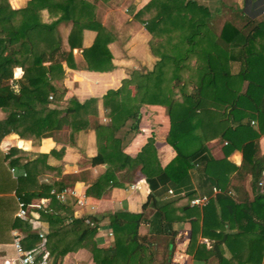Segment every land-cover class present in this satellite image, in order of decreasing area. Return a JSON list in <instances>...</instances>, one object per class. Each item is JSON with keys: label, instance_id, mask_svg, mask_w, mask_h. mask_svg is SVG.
Segmentation results:
<instances>
[{"label": "trees", "instance_id": "1", "mask_svg": "<svg viewBox=\"0 0 264 264\" xmlns=\"http://www.w3.org/2000/svg\"><path fill=\"white\" fill-rule=\"evenodd\" d=\"M263 10L264 0H244L242 8L212 16L206 5L195 0H150L135 17L151 33L149 45L158 60L152 70H134L122 80L120 87L103 94V109L110 119L104 123L97 120L95 97L80 102L71 96L61 105L67 93L62 82V62L45 64L62 44L59 34L54 40L50 38L53 31H57L61 22H71L67 38L70 50H64L63 58L67 65L76 67L72 49L78 47L88 70L113 69L108 45L114 41V35L96 19V5L87 0H29L26 6L13 8L9 0H0V21L8 23V29L0 33V80H3L0 110L6 113L5 123L13 134L34 144L42 137L62 131L67 135L65 142L73 144L79 133L93 128L97 153L89 163L108 167L89 185L87 194L99 197L120 185L129 172L138 170L156 199L158 215L168 223L172 222L170 205L185 190L184 210L189 216L194 215L190 219L187 246V253L193 259L205 261L215 257L217 264H261L264 153L258 140L264 132V17H257ZM84 30L96 32L89 47H82ZM38 33H45L48 45L35 52L32 37ZM17 70L21 75L13 80ZM245 81L248 85L242 93ZM153 104L163 105L169 118L165 142L175 154L165 165L157 157L153 138L131 154L124 151L118 134L129 119L136 130L142 106ZM245 117L257 119L258 127L255 129L249 120L242 121ZM217 136L227 140L225 155L235 150L240 152L239 166H233L227 159L216 160L209 154L206 142ZM63 153L61 147L28 159L21 149L10 147L6 157L12 158L8 166L15 168V176L18 169H23L26 176L20 172L11 178L8 169L7 176L23 201L35 197L57 201L50 190L67 189L78 179L74 174H62V165L49 162ZM196 164L203 165L201 173L206 181L218 188L200 209L189 204V199L197 195L191 189L189 174ZM235 168L234 177L244 178L248 174L251 178L250 193L237 198L227 187L228 173ZM116 171H124L125 175H117ZM47 173L61 178L37 184V176ZM169 188L174 194L163 198ZM58 212L48 209L41 214L50 225L49 238L60 244L65 234H69L68 228L78 225L79 220L73 219L65 225V217ZM107 218L113 232V247L101 249L93 245L94 264H154L149 249L137 240L143 213L117 211ZM95 230L81 238L78 235L72 238L71 247L68 242L57 254L74 250L73 244L78 246L82 240L90 239ZM243 249L248 250L246 259H235Z\"/></svg>", "mask_w": 264, "mask_h": 264}, {"label": "crops", "instance_id": "2", "mask_svg": "<svg viewBox=\"0 0 264 264\" xmlns=\"http://www.w3.org/2000/svg\"><path fill=\"white\" fill-rule=\"evenodd\" d=\"M29 0H9L13 8L26 6ZM96 5V19L114 35V41L109 43L108 48L112 54V63L114 65L109 71L88 70L87 64L78 47L72 49V60L76 65L71 68L67 65L64 50H70L68 44V34L71 30V22H61L57 26V31H53V40L61 38L59 51L51 56L45 64L55 61H61L64 69L62 78L63 85L67 88V93L61 105H64L71 96L76 97L80 102L95 97L97 98V120L108 123L109 117L106 116L103 109L102 96L108 89H116L121 86L122 80L128 78L134 70L146 72L152 70L158 58L152 53L149 41L151 33L146 29L145 23L138 20L135 14L150 0H87ZM206 5L212 16L221 11L232 13L231 8L243 7L244 0H211V4H206L207 0H195ZM264 11V10H263ZM259 17H264L260 13ZM240 22L239 20H236ZM239 24V23H238ZM8 29L6 20L0 21V33ZM33 38L35 52L42 51L48 44L45 33ZM96 36L93 30H84L82 47H89ZM59 46V45H57ZM55 46V47H57ZM49 53V51L47 52ZM19 75L14 74L16 80L20 77L21 71L17 70ZM3 80H0V85ZM248 81L242 85L241 92L245 93ZM17 89V85L15 84ZM244 91V92H243ZM141 115L136 130L132 129L133 121L127 120L126 124L119 129V136L124 145V151L135 154L153 138L155 141L156 154L162 165L170 161L175 152L165 142V136L169 130V118L165 107L160 104L143 105ZM6 113L0 110V264L5 258H15L17 256L13 246L14 234L18 235L22 247L27 251H39L48 256L50 264H94L91 247L95 245L101 249L113 247V232L108 223V214L117 211L131 213H143V219L140 221L137 230V240L144 244L152 254L154 264H217V259L211 257L208 260H195L187 253V246L190 240L191 223L188 211L184 210L187 199L185 190L181 198L175 199L170 205V215L172 222L168 223L160 218L157 212L156 199H153L151 190L144 176L137 171L129 172V175L123 177L120 185L106 190L101 196L96 197L87 194L89 185L94 182L101 174L107 164L91 165L89 159L97 153L96 133L93 128L78 134L75 142L70 144L65 142L66 132H56L52 136L42 137L36 144L31 140L19 138L11 132L10 127L5 123ZM256 129L258 120L245 117L242 121H248ZM16 139V144L13 143ZM227 140L221 136L214 137L206 142L209 154L216 160L227 159L233 163V166L241 164V154L239 151H232L225 155L224 146ZM259 149L264 153V132L259 136ZM16 146L21 149L28 159H33L38 153H48L52 149L59 150L64 147V153L59 158L52 157L49 162L53 165H62V174L76 175L78 179L67 189H73L75 195H68L66 200L54 201L51 197H35L29 202H40L41 207H29L25 216H18L19 201H23L12 188V180L7 176V169L12 177L20 175L23 169L16 170V176L11 172L8 166L9 160L6 157L10 147ZM202 164L194 165L190 171L191 188L195 194H207L210 197L213 187L206 176L201 173ZM236 168L229 173V182L227 187L229 193L236 198L244 193H250V176L244 178L234 177ZM117 175H125L124 171H116ZM264 176V174H263ZM61 176L39 174L37 184L52 183L59 180ZM235 186L240 189H236ZM56 187L52 188L55 191ZM172 189V188H169ZM247 190V191H245ZM168 191V190H167ZM173 194L168 192L163 198H168ZM210 199V198H209ZM155 200V201H154ZM81 201L82 203H79ZM64 207H63V206ZM199 209L202 206H198ZM48 209L58 210L60 216L65 217V225L71 224L73 219H78L79 223L75 227L68 228L69 234H65L63 241L59 244L57 240L49 238L50 225L42 216L41 211ZM91 223H94L91 225ZM95 228V233L89 238L82 240L78 246L73 244L75 249L60 252L67 243L71 247V241L78 235L80 238L91 232ZM111 233V234H110ZM42 234V235H41ZM73 238V239H72ZM248 256V250L243 249L234 256L235 259L245 260ZM261 264H264V259Z\"/></svg>", "mask_w": 264, "mask_h": 264}, {"label": "built area", "instance_id": "3", "mask_svg": "<svg viewBox=\"0 0 264 264\" xmlns=\"http://www.w3.org/2000/svg\"><path fill=\"white\" fill-rule=\"evenodd\" d=\"M51 98L52 96H49V99ZM10 170L11 172H13V174L15 173L14 167H11ZM21 175L26 176V173L22 171ZM167 192L169 194H174V191L172 189H168ZM213 192H217V189L215 187H213ZM50 194L56 199L64 202L68 195H75V191L73 189H65L62 191H55L54 189H51ZM209 198L210 196L207 194H198L189 199V204L191 206H204L208 203ZM41 201L42 199H40V202L32 203H25L24 201H19V209L17 215L25 216L29 211V207H41V204L43 203ZM79 203L82 202L79 201ZM93 224L94 223H91V225ZM13 246L15 247L17 256L15 258H5L2 260L1 264H50L49 258L46 254L41 253L39 251L25 250L20 243L18 235L16 234H14Z\"/></svg>", "mask_w": 264, "mask_h": 264}, {"label": "rangeland", "instance_id": "4", "mask_svg": "<svg viewBox=\"0 0 264 264\" xmlns=\"http://www.w3.org/2000/svg\"><path fill=\"white\" fill-rule=\"evenodd\" d=\"M200 1H202V0H200ZM203 2V1H202ZM204 3V2H203ZM206 4H211L212 3V1L211 0H207V2H205ZM261 13L263 14L264 13V11H261ZM15 74V76L16 75H19V73L18 72H16V73H14ZM21 75V74H20ZM244 92V91H243ZM216 188V187H215ZM191 189H194V188H191ZM217 189V191H218V188H216Z\"/></svg>", "mask_w": 264, "mask_h": 264}]
</instances>
